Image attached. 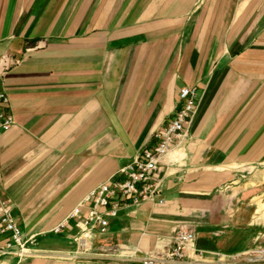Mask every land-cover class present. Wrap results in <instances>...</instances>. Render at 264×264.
<instances>
[{"label": "crops", "instance_id": "1", "mask_svg": "<svg viewBox=\"0 0 264 264\" xmlns=\"http://www.w3.org/2000/svg\"><path fill=\"white\" fill-rule=\"evenodd\" d=\"M182 87L197 110L158 164L164 203L122 205L94 248L159 250L184 226L220 255L264 243V0H0V198L37 252L0 264H117L69 258L73 220L52 229L156 144Z\"/></svg>", "mask_w": 264, "mask_h": 264}, {"label": "built area", "instance_id": "2", "mask_svg": "<svg viewBox=\"0 0 264 264\" xmlns=\"http://www.w3.org/2000/svg\"><path fill=\"white\" fill-rule=\"evenodd\" d=\"M195 87H182L178 94V107L173 116L154 134L156 144L144 148L128 164L119 169L122 179L106 182L91 190L75 206L66 219L56 225L52 232L58 234L74 221L77 234L73 237L75 251L69 258L109 260L117 264H264V247L257 245L235 255H220L195 247V233L189 227H180L172 236L170 244L159 250L141 252L127 244H107L94 248L96 234L104 235L107 218L115 217L122 205L138 206L143 202L163 204L161 181L157 178L160 161L175 148L176 140L183 138L197 110ZM8 97L0 91V133L8 131L14 124L13 115L7 110ZM83 209L85 213L82 212ZM0 232L9 233L0 254H9L23 260L37 254L33 249V237L22 238V233L12 216V204L0 198ZM209 254L215 259L207 260Z\"/></svg>", "mask_w": 264, "mask_h": 264}, {"label": "rangeland", "instance_id": "3", "mask_svg": "<svg viewBox=\"0 0 264 264\" xmlns=\"http://www.w3.org/2000/svg\"><path fill=\"white\" fill-rule=\"evenodd\" d=\"M260 245L264 247V243L263 244H260ZM251 264H254V263H251Z\"/></svg>", "mask_w": 264, "mask_h": 264}]
</instances>
